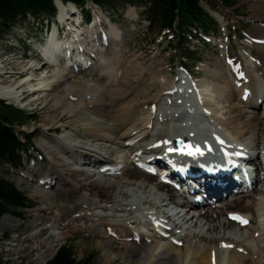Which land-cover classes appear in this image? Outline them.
<instances>
[{"label":"bare ground","instance_id":"obj_1","mask_svg":"<svg viewBox=\"0 0 264 264\" xmlns=\"http://www.w3.org/2000/svg\"><path fill=\"white\" fill-rule=\"evenodd\" d=\"M248 2L251 3L250 18L254 21L250 37L253 42L256 41L255 57L251 53L242 52L241 61L228 42L222 44V59L229 64L228 67L223 69L219 61V69L205 73L202 81L197 75L193 79L190 71V79L180 76L179 82H176V76L157 78L158 71H140L133 76L132 71L128 70V62L112 49L120 43L118 31L109 21L110 27L106 30L105 22L97 20L89 27L78 30L72 35L74 39H58L53 32L46 45L39 49L38 57L24 66L23 73H30L22 80L20 90L19 84L7 87L5 82H1L0 99L14 106L21 105V97L28 91H37V98H47L61 89L45 106H51L55 111L52 116L45 118L42 126L44 132L60 129L62 132L78 133L76 124H64L62 118H79L88 113L95 118V122L80 127L84 139L93 138L104 145L110 142L109 135L118 137V144H115V140V143L104 146L113 152L116 159H104L103 166L97 167V171L79 173L70 170L68 175H61V179L59 175L54 178L40 168L32 169L27 176L38 188L34 190V195L43 202L34 211L30 227L34 228L45 221L44 226L52 223L53 227L60 228V234L52 238L51 243L54 242V245L47 259L52 258L65 238L81 230L101 239L99 246L104 249L109 263L115 257L126 256L125 261L130 264H264V247L255 252L251 245L234 239L235 229L244 233L255 221L258 227L252 230V235L260 233L264 239V189L257 190L250 203L244 202L250 196L245 194L238 197L236 192L233 193L236 184L250 178L243 166L235 172L236 179L231 182L233 185H227L222 190L215 188L213 179L190 181L182 177L190 190V197H199L200 204L195 201L182 202L184 198L173 186L160 184L157 177L145 172L146 166H141L158 167L159 164L155 162L161 159H172L175 162L180 157L166 153L168 145L174 141L179 140L181 145H191L195 149L198 147L191 141L203 142L211 145L214 152L224 147L228 148L229 154L236 150L246 152L248 159L257 164L256 175L251 177L247 191L264 183L262 165L257 161L260 155L264 158V111L253 115L245 112V109L261 108L262 104L258 106L256 103L264 97V0ZM56 7L59 20L76 19L73 14L74 4H63L57 0ZM258 68L260 71H257ZM206 69L211 70L208 67ZM4 70L0 64V73ZM133 82H136L134 87ZM156 82L162 90L151 102V106L147 101L139 103V98L147 95L148 83L151 85ZM23 85H27L29 90L23 92ZM148 106L150 114H146L149 117L143 120V114L138 110ZM107 123H115L117 129ZM162 123L164 128L159 130L158 125ZM99 125L108 129L98 131ZM140 127H144L143 134L136 132ZM64 139L61 137L53 143ZM217 139L221 140L223 147L217 146ZM112 170L114 173L121 171L127 182H122L118 177L103 175ZM165 170L162 168L160 172ZM179 173L183 172L175 166L173 177ZM79 177L85 179L77 186L72 185L71 181ZM96 177H101L98 183H87ZM141 179L142 183L139 182ZM58 182L62 187H71L68 193L61 190L52 193L46 191L55 190L49 187ZM199 184L206 188V193H203ZM228 197L232 199L226 200ZM219 202L225 205L223 209L220 208L225 212V221L222 212L214 218L215 209L202 211ZM50 209L56 211L54 221L45 218ZM232 215L250 221L243 227L241 222H231L229 216ZM249 215H252V219ZM73 217L78 221L65 224L68 218ZM198 220H205V225L200 226ZM3 222L4 219L0 220V227ZM81 222L83 224L79 225ZM220 226L224 232H221ZM230 226L235 229L230 231L229 236L230 232L226 234V229L229 230ZM133 227L137 228L136 231L130 229ZM109 228L111 235L104 237ZM141 228L147 232L139 233ZM50 229L39 235V238ZM251 239L245 238L249 244ZM176 243L181 246L177 247ZM258 252L263 253V258L257 256Z\"/></svg>","mask_w":264,"mask_h":264},{"label":"rangeland","instance_id":"obj_2","mask_svg":"<svg viewBox=\"0 0 264 264\" xmlns=\"http://www.w3.org/2000/svg\"><path fill=\"white\" fill-rule=\"evenodd\" d=\"M248 1L249 0L202 1V7L208 11L209 15L218 25V27L215 28L211 27L212 32L211 30L209 31L208 38L204 40L205 42H201L196 38L202 39L203 36L197 33L194 27L183 28L179 27V23H175L172 28L164 29L162 23L158 20L156 21L151 16L148 0H111L112 6L105 9L87 3L85 9L88 15H91V18L95 16L94 18L98 17L97 19L100 20V22H105L104 25L106 30L110 27L109 21L111 26L118 31L121 41L119 40L120 43L114 45L112 49L119 54L122 60L128 62V70L132 71L133 76L137 75L140 71H158L157 78L174 77L177 73L182 72L180 68L183 67L186 71L192 72L189 74L193 79H195L197 75L202 81L204 80L205 73L215 72L219 69V61L223 69L226 70L228 67L229 64L222 59V44L228 42L231 45V50L235 52V55L241 58V61L242 52L245 54L251 53L253 57H255L256 49L254 42L256 41L253 42L250 37L254 21L250 18L252 12L249 4L251 3ZM81 11L85 17L84 10ZM55 20L54 18L52 22H55ZM48 23H50V21L42 22L29 17L25 25L14 29L0 41V62L5 68V70L1 72L3 76L0 77V86L1 82H5L7 87H13L19 84L18 90H20L22 80L30 73H23L22 70H24V66L27 62L29 63L36 59L40 52L39 49L47 43V34L44 28ZM82 28L85 29V26H82ZM194 35L196 37H194ZM187 50L189 52H187ZM7 63H12L10 64L12 66L7 65ZM207 67L211 70L207 71ZM257 71H260V68H258ZM135 83L136 82L132 83V87H134V85L136 86ZM149 84L150 83H148V85ZM148 85L146 86L148 91L147 95L144 96L145 98H139V103L147 101L151 106V102L156 99L155 97L161 92L162 87L158 82ZM22 87L21 90L23 92L29 90L27 85H23ZM60 92L61 89H58L47 98H37V94L32 98L30 103L26 102L15 106L14 104H9L2 100L7 105L23 112L27 117H32L31 119L34 122L27 121L24 126L19 129L31 138V141L28 143V151L24 156L23 166L16 171L9 167H0V178L12 182L31 203L29 209L13 210L14 212H10L12 215H16V218L12 217L10 214H6L1 218V220L4 219V222L2 223V227H0V259L3 264H46L55 256L56 252L62 246L68 244L73 249L76 261L83 262L90 260V264H130L125 261L126 258L124 257L126 256L115 257L112 262L109 263L104 254V249L99 246L101 239L99 237L90 236L88 233L81 230L75 231L65 238V240L60 243L56 252H54L52 258L47 259L49 251L54 245V242L51 243L52 238L60 234V228L53 227L52 223L44 226L43 222L45 221L35 225L34 228L30 227V223L34 220V211L43 203L41 198L34 195V190L38 189L37 186L32 179L27 177L32 169L41 168L46 171L48 175H53L54 178H57L59 175L62 179L63 177L61 175H68L70 170L78 171L79 173L86 170L97 171V167L103 166L105 162L104 159L112 161L116 159L113 152L104 148V146H109L112 142L115 143V140H117L115 144L119 143L116 135H107L110 137V142H105L106 144L104 143V145L102 144L103 142L96 141L93 138H89V140L83 138L82 128L80 127L84 125L89 126L95 122V118L88 113H84L83 116L79 118L69 119L68 116L62 118L64 124L71 126L76 124L79 129L78 133H73L71 131L62 132L63 130L60 129H57L56 132L43 131L42 126L45 118L52 116L55 111V108L45 106L52 99L53 95L59 94ZM260 101L263 102L264 98L261 97ZM150 106L138 110L143 114L141 116L143 120H147L149 117ZM262 110L264 111V107H258L255 110L245 109V112L248 111L249 115L262 114ZM102 123L106 124V122ZM107 124L109 126L113 125L114 129H117L115 123ZM222 125L223 124H221V126ZM158 127L159 130L163 129V123L162 125H158ZM143 128L144 127H140V130L138 129L136 132L143 134ZM106 129H108L106 126L99 125L98 131L103 132ZM134 135L135 134H133V136ZM61 137L66 139L53 143L54 140ZM73 146L77 148H73ZM262 159L263 158L260 157L259 162H261ZM90 163L92 165L88 166ZM94 165H96L95 168L93 167ZM112 171L113 172L103 175L112 176L113 178L118 177L120 180L122 179V182H127L126 177H124L121 171H116L115 173L114 170ZM100 178L96 177L94 180H90L87 183H92V181L98 183ZM84 179L85 177H79L74 180V182L71 181V183L77 186L78 183L83 182ZM139 182L142 183L143 180L141 179ZM51 187H54L55 190L51 189ZM49 189L52 190H46L49 193L58 192L60 190L63 193H68L71 187L65 185L62 187V184L58 182V184H52ZM261 189H264V183H261V185L259 184L256 189H252L247 193L237 194V196L239 197L245 194L246 196H250L244 200L245 203L247 201L250 203L254 193ZM179 193L181 194L182 192L179 191ZM230 199L232 198L228 197L226 200L230 201ZM225 201L223 203H225ZM224 206L225 205L219 202L211 208L207 207L203 208L204 210H202V208L200 209L202 211H205V209H215L213 211L214 218L219 212H222L224 215L223 221H225V212L222 211ZM232 211L236 212L238 210L232 209ZM203 213L204 212H202V214ZM56 216L55 209H50L45 218L54 221ZM249 218L252 219V215H249ZM74 220H76L74 217L68 218L65 224H72ZM198 221L201 223L200 226L203 227V225H205V220ZM12 224L15 227H13ZM81 224H83V222L79 225ZM251 225L245 229L246 231L244 230V233L230 226L229 230L226 229V234L235 229L234 239L242 244L251 245L252 250L257 252L259 251L258 248L264 247V239L260 233L252 235V230L258 227L257 221ZM48 228H51L50 231L39 238V235H42ZM110 229L111 228L105 231L106 235H104V237H109L111 235ZM130 229L136 231L137 228L133 227ZM206 229L207 226L206 228L204 227L205 232ZM220 229L221 232H224L221 226ZM140 231L147 232V230L142 228L139 230V233ZM112 233H114V231ZM230 234L231 232L228 235L230 236ZM245 238L251 239L250 244ZM245 241L246 243H244ZM176 246L180 247L181 244L179 243ZM31 247H33L32 250L30 249ZM229 250L232 251V249ZM238 251L241 252L240 249H238ZM258 253L259 255L257 256L263 258V253ZM167 259L170 258L168 257Z\"/></svg>","mask_w":264,"mask_h":264},{"label":"trees","instance_id":"obj_3","mask_svg":"<svg viewBox=\"0 0 264 264\" xmlns=\"http://www.w3.org/2000/svg\"><path fill=\"white\" fill-rule=\"evenodd\" d=\"M73 3L84 10L87 2L100 8L112 6L111 0H60ZM204 0H148L151 16L170 29L175 23L179 27H194L198 32L209 34L211 27H217L209 13L202 7ZM56 15L54 0H0V41L14 29L25 25L28 18L37 21H52ZM86 19L89 15L85 13ZM187 52H189L187 50ZM23 112L0 100V167L19 170L31 138L19 129L27 121L34 122ZM17 128V129H16ZM30 201L12 182L0 178V219L13 210L30 208ZM11 212V213H10ZM0 264H3L0 259ZM46 264H90V260L76 261L70 245L62 246Z\"/></svg>","mask_w":264,"mask_h":264},{"label":"water","instance_id":"obj_4","mask_svg":"<svg viewBox=\"0 0 264 264\" xmlns=\"http://www.w3.org/2000/svg\"><path fill=\"white\" fill-rule=\"evenodd\" d=\"M176 146H179V143H176Z\"/></svg>","mask_w":264,"mask_h":264},{"label":"snow or ice","instance_id":"obj_5","mask_svg":"<svg viewBox=\"0 0 264 264\" xmlns=\"http://www.w3.org/2000/svg\"><path fill=\"white\" fill-rule=\"evenodd\" d=\"M199 149H197V151H198ZM243 222V221H242Z\"/></svg>","mask_w":264,"mask_h":264}]
</instances>
